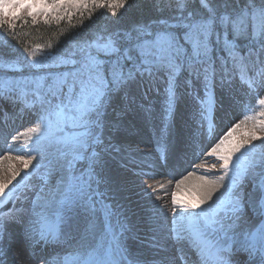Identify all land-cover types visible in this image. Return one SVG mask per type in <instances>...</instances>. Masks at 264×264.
Here are the masks:
<instances>
[{
	"label": "snow or ice",
	"instance_id": "snow-or-ice-1",
	"mask_svg": "<svg viewBox=\"0 0 264 264\" xmlns=\"http://www.w3.org/2000/svg\"><path fill=\"white\" fill-rule=\"evenodd\" d=\"M161 2L174 8V14L127 31L104 29L93 40L77 44L66 55L57 57L44 52L45 48H53L51 41L25 47L31 58L29 67L72 65L71 71L0 83V97L19 101L23 105L21 112L39 109L37 122L27 129L28 133L37 134L32 146L26 143L22 150L27 155L14 158L22 168L17 169L11 163L5 168L3 161L10 162L13 157H0V198H9L5 190L34 160V173L45 168L44 185L32 201V215L21 234V250L26 247L31 257L36 256V247L41 242H61L66 235L62 225L71 229L74 210L83 207L92 219L83 237L84 251L76 253L72 264H172L167 257L156 259L130 252L125 240L132 229L103 200L96 201L104 214L102 231L96 222L93 198L102 195L100 184L109 182L103 175L104 154L115 149L113 134L122 127V117L132 103L131 86L145 80L150 84L164 73L168 83L166 111L170 116L179 99L178 78L182 73L198 79L203 76L206 98L200 101L201 116L207 119L214 103L211 85L216 75L212 58L215 43L227 54L226 58H219L225 77L230 75L227 69L230 61L249 93L258 95L264 90V0L259 3L246 0L242 7L235 8L231 7L232 0H199L203 11L189 9L191 0H157L158 6ZM127 4L128 0H0V29L11 32L17 22L27 24V18H31L33 25L40 17L44 24L53 20L59 24L65 18L71 21L74 12L82 16L87 11L91 19L97 9H108L116 16ZM241 38L246 40L243 54L237 43ZM101 54L110 59H101ZM0 67L11 69L15 65ZM224 82L222 78L221 84ZM186 83L191 85V80ZM13 93H16L14 97ZM257 103L261 111L245 115L211 149L210 154L221 162V175L197 177L191 187L186 186L188 178L185 177L176 182L171 193L170 238L181 248L186 244L195 250L198 264H264V97ZM16 139L12 137L13 141ZM27 140L31 137H26ZM257 140L262 147L257 148L253 143ZM46 159L47 164L42 165L41 161ZM81 161H86L87 167L76 174L77 163ZM210 167L215 169L217 165ZM53 173H59L60 178L55 187H48L47 177ZM28 176L25 171L22 179ZM226 179L229 183L225 185ZM249 183L251 190L246 192ZM222 187L224 192L216 195ZM10 198H18L16 192ZM248 210L262 218L252 228L245 226ZM15 211L23 209H11L4 215L10 217ZM149 231L153 234L145 237L148 249H155L158 254L164 250V241L155 228ZM132 238L140 239L135 234ZM89 240H95V245L91 246ZM12 243L13 238H9V250ZM241 255L245 259H236ZM16 257L14 252L13 258ZM49 264H58V261L53 259Z\"/></svg>",
	"mask_w": 264,
	"mask_h": 264
},
{
	"label": "rangeland",
	"instance_id": "rangeland-1",
	"mask_svg": "<svg viewBox=\"0 0 264 264\" xmlns=\"http://www.w3.org/2000/svg\"><path fill=\"white\" fill-rule=\"evenodd\" d=\"M220 57H222L221 54L218 55V58ZM26 58L28 67L21 66L22 64H19L17 59L15 62L6 61L5 64H12L15 67L11 69L3 67V71L0 72V83L5 80L14 82L25 78L31 80L35 76L68 72L73 68L72 65L59 64L40 69L31 68L29 67L31 58L28 56ZM101 59L110 58L101 54ZM221 79L212 82L211 96L214 103L210 113H207V119H203L201 116L200 101L206 98L203 76L198 79L195 75L188 74L187 80H191V85L186 83L187 80L179 83V99L170 116L166 111L168 83L164 73H160L150 84L145 80L143 83L133 84L130 88L132 103L122 117V127L113 134L112 139L115 149L119 150L113 149L104 154L106 166L103 175L108 177L109 182L100 184L99 192L102 195L94 197L93 202L97 209L95 217L100 231L103 229L104 214L100 209V204L96 203L97 200H103L105 204L111 205L112 211L118 213L120 218L127 222L132 232L126 234L125 242L134 255L143 254L149 257L154 256L156 259L167 257L172 261V264L187 262V260L185 261L187 245L185 244L181 248L180 244L170 238L171 193L175 190L176 182L187 177L186 186L191 187L197 177L215 178L221 175L219 169L221 162L210 154L211 149L219 142L228 128L243 120L245 115H255L261 111L257 100L264 97V90H260L258 95L249 93L246 85L241 83L239 73L229 78L225 77L223 85ZM15 95L16 93L12 94L13 97ZM22 107L23 105L19 101H14L13 98L0 97V157L7 155L13 157L10 162L7 159L3 161L5 168L9 163L15 165L17 169L22 168L20 162L14 158L27 155L26 150L22 149H25L26 143L28 147H31L32 141L37 135L28 133L27 129L33 127L37 122L38 107L33 110L25 109L21 112ZM248 123L250 125L252 122ZM211 129H213L212 132ZM13 136L17 137L15 141L12 140ZM29 136L31 140L26 141V137ZM253 143L257 145V148L262 147L259 140L253 141ZM35 164L34 160L33 165L22 171L21 175L5 190L6 193L17 186H22L12 209H23V211L13 212L10 217H6L4 214L8 213L11 208L8 211L0 212V227L3 228L4 221L8 220L5 222V230L9 229L7 225L11 223L17 225L20 234V227L24 229L31 218L32 201L36 199V194L44 185L43 174L45 172V168L41 167L34 173L33 166ZM41 164L46 165L47 159L41 161ZM213 164L217 165V168L212 169L210 166ZM200 165L204 167H200ZM76 167L78 170L76 174H79V170L87 167V162H78ZM25 171L29 173V176L27 179H22ZM66 176L67 173H65ZM59 178V173L48 176V187H55ZM165 178L171 181L165 182ZM228 183L227 179L223 182L225 185ZM149 185L152 187L150 188ZM224 190L222 187L216 195H220ZM250 190L251 184L249 183L245 187V191ZM45 195H47V189ZM157 196L161 199L157 200ZM56 199H59L58 194ZM72 215L75 226L71 229L68 227L63 229L66 235L62 237V242L40 243L39 251L48 252L46 257H42L41 264H49V261L53 259H56L58 264H65V258H67V264H72L76 253L84 251L81 245L85 243L83 237L92 216L83 207H77ZM261 219L248 210L246 211L245 226L255 227L261 222ZM74 227L75 231H69ZM150 228L156 229V234L165 244L164 250L158 254L155 249L149 250L148 246L145 247V237H151L153 234L149 231ZM133 234L140 239H133ZM97 235H99V231ZM88 243L94 246L95 240H89ZM170 244H173L174 248H171ZM7 247L8 242L4 240L3 233L2 253L7 256L5 264H15L16 261L12 259L13 252ZM23 248L25 249V247ZM191 250V256L198 264L196 252ZM25 251L29 253L26 249ZM3 254L2 257L0 255V260H2ZM236 259L243 260L245 257L241 255Z\"/></svg>",
	"mask_w": 264,
	"mask_h": 264
},
{
	"label": "trees",
	"instance_id": "trees-1",
	"mask_svg": "<svg viewBox=\"0 0 264 264\" xmlns=\"http://www.w3.org/2000/svg\"><path fill=\"white\" fill-rule=\"evenodd\" d=\"M245 2L246 0H232L231 7L235 8L238 5L242 7ZM158 7L163 8V11L158 10ZM189 9L203 11L200 9L199 0H191ZM173 14L174 8L167 7L163 2L158 6L157 0H128L126 7L121 9L116 16H112L108 9H97L91 19L88 18L87 11L83 12L82 16L79 12H74L71 21L65 18L59 24L54 20L50 24H44L40 17L38 18L39 22L33 25L31 18H27V24L17 22V27L11 32L0 29V65H4L6 61L15 62L17 59L18 63L22 64L21 66L28 67L25 47L31 48L36 43L47 44L51 41L53 48H45L44 52H51L59 56L66 55L72 52L77 44L93 40L104 29L127 31L136 25L149 24ZM237 43L241 45L240 51L243 54L246 51V48L243 47L246 40L241 38L237 40ZM213 48V65L217 68L215 76H224V69L218 55L221 54L226 58L227 54L215 43ZM227 69L230 71L228 76L238 72L232 69L230 61L227 63ZM1 71H3V67H0ZM185 78H187V73L183 72L181 79Z\"/></svg>",
	"mask_w": 264,
	"mask_h": 264
},
{
	"label": "bare ground",
	"instance_id": "bare-ground-1",
	"mask_svg": "<svg viewBox=\"0 0 264 264\" xmlns=\"http://www.w3.org/2000/svg\"><path fill=\"white\" fill-rule=\"evenodd\" d=\"M16 129V128H15ZM13 130H14V128H13ZM18 130V129H17ZM164 158V157H163ZM165 182H170L171 180L170 179H167V178H165V180H164ZM15 213V212H14ZM6 221H8V220H6ZM6 221H4V224H3V228H2V232H1V235H0V238H2V234L4 233V240H6L7 242H8V249H9V238H13V243H12V245H11V252H17V257L14 259L13 258V256H12V259H13V261H16V263L15 264H41V262H40V259L41 258H39V257H34V259L29 255V253H27L26 251H25V249L28 251V249L25 247V249L24 248H22V250H21V243H20V240H22V236H21V234H22V232H23V228L22 227H20V229H21V231H20V234H19V228L17 227V225H13V224H9V225H7L8 227H9V229L8 228H6V230L4 229L6 226H5V222ZM20 225V224H19ZM73 226H75L74 224H73ZM67 226H64L63 225V228H62V231H63V233H64V230L63 229H65ZM75 228V227H74ZM69 231H72V230H69ZM172 243L174 244V242L172 241ZM173 244H170V246H171V248H174V246H173ZM145 247H147V242H146V246ZM191 251V250H190ZM1 257H2V255H1ZM174 258V257H173ZM187 258V257H186ZM186 258H185V260H186ZM194 258V257H193ZM7 259V256L5 255V254H3V258H2V260H0V261H2V264H5V260ZM182 259H184V258H182ZM192 259V258H191ZM36 260V261H35ZM189 262H190V260H189ZM188 262V263H189ZM7 264V263H6Z\"/></svg>",
	"mask_w": 264,
	"mask_h": 264
},
{
	"label": "water",
	"instance_id": "water-1",
	"mask_svg": "<svg viewBox=\"0 0 264 264\" xmlns=\"http://www.w3.org/2000/svg\"><path fill=\"white\" fill-rule=\"evenodd\" d=\"M19 190H20V188H16L15 190L11 191V192L7 195V196H9V198H8V200L5 201L4 204H2V206H0V210H6V209H8V208L11 207L13 199H11L10 197L12 196V193H13V192H16V194H17V192H18Z\"/></svg>",
	"mask_w": 264,
	"mask_h": 264
}]
</instances>
